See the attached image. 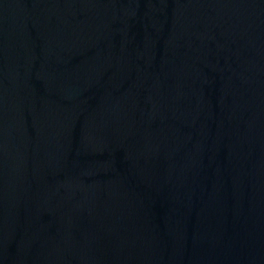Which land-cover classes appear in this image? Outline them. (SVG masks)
<instances>
[{
	"label": "water",
	"instance_id": "1",
	"mask_svg": "<svg viewBox=\"0 0 264 264\" xmlns=\"http://www.w3.org/2000/svg\"><path fill=\"white\" fill-rule=\"evenodd\" d=\"M0 264H264V0H0Z\"/></svg>",
	"mask_w": 264,
	"mask_h": 264
}]
</instances>
